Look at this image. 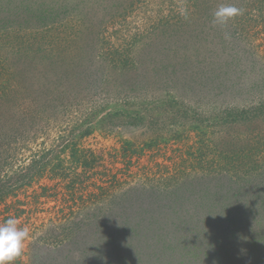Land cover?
I'll use <instances>...</instances> for the list:
<instances>
[{
	"label": "rangeland",
	"instance_id": "374dc122",
	"mask_svg": "<svg viewBox=\"0 0 264 264\" xmlns=\"http://www.w3.org/2000/svg\"><path fill=\"white\" fill-rule=\"evenodd\" d=\"M0 3V106L4 108L0 116L9 111L20 118L15 136L22 146L15 150L9 144V149L22 156L20 159L26 158L22 167L41 153L51 156L64 142L62 136L67 139L75 128L79 146L99 156L118 155L124 147L132 151L126 160L119 158L99 168L94 179L100 185L106 169L119 181L132 184L216 178L214 186L216 181L235 177L247 164L249 169L234 180L240 183L250 176L254 181L248 189L251 199L243 201L239 218L251 224L246 215L241 216L245 209L244 214L250 210L264 214L261 198L255 199L258 195L264 198V113L257 110L255 115L223 122V110L228 107L242 109L264 103V3L259 5L258 18L249 12L247 19H231L224 26L213 22V13L182 18L178 8L183 4L193 10L195 0ZM26 19L23 35H30L31 40L25 52L29 42L21 44L20 36L22 40L24 36L19 35V29L23 31ZM10 21L13 24L7 27ZM226 33L230 38H225ZM238 33L241 37L235 40ZM233 41L237 52L226 46ZM42 74L51 79L63 75L64 84L55 91V83H44ZM136 112L141 114L139 120L128 117L127 113ZM219 113L223 115L220 120ZM86 127L92 132L84 135ZM155 137H159V144L140 150ZM61 155L70 165L69 152ZM77 170L81 169L74 172ZM72 177L78 186L89 178ZM42 183L55 188L49 196L40 197L36 228L42 222L50 225L53 211L70 200L66 184L56 187L62 182L47 179ZM129 183H122L125 190ZM195 188L199 190L190 186L184 196L186 209L164 208L138 229L120 227L119 210L110 206L125 199L119 186L115 195L107 194L95 202L86 201L79 210L75 208L82 220H68L59 227L61 234L69 236L66 242L51 252L43 253L44 247L39 248L31 257L28 244L34 237L40 239L42 231L29 227L21 216L17 218L19 225L30 233L24 249L27 253L19 257L21 263L264 264V233L258 234V229L230 232L232 223L216 213L210 219L214 222L207 225L206 211L196 215L198 222L187 220L196 203L214 205L215 198L209 201L206 195L214 187ZM32 189L40 191L38 185ZM135 189L129 192L136 193ZM96 192L101 193L99 189ZM232 194L229 189L222 190L221 197L225 196L219 207L226 196L234 198ZM3 208L0 205V222ZM238 239L248 241L249 246L236 243ZM252 252L258 257H250Z\"/></svg>",
	"mask_w": 264,
	"mask_h": 264
},
{
	"label": "trees",
	"instance_id": "16d2710c",
	"mask_svg": "<svg viewBox=\"0 0 264 264\" xmlns=\"http://www.w3.org/2000/svg\"><path fill=\"white\" fill-rule=\"evenodd\" d=\"M247 3H244V0H224L222 3H218L216 0H195L194 8L193 10L191 7H189V18L193 17L194 15L200 13L203 16L208 13H214V11L220 6V5H234L240 9L243 10V14L239 15L235 18H233L232 21H243V19H247L245 16L250 12L253 13L254 16H257L261 11V6L263 5L264 1L262 0H245ZM262 1V2H261ZM3 4V3H0ZM215 4H217V8L215 9ZM261 14V13H260ZM252 15V16H253ZM214 19V18H213ZM25 25L22 31V27H20L19 35H23ZM13 23L7 22L5 25H12ZM26 34V33H24ZM24 39L22 40V37L20 36L21 44L24 42H29L24 46V51H27V48L29 47L31 37L30 35H23ZM241 33H238L237 37L234 39H240ZM230 44V43H229ZM226 44L227 47H232L234 51L236 50L237 43L236 41H233L232 44ZM22 48V46H21ZM251 48V47H250ZM241 49L239 50L240 54ZM219 52V51H218ZM52 61H55V59L52 57ZM59 74V72H58ZM58 74L55 76V79H51L48 75H43V81L46 83V80L48 83L56 85V87L53 90H58L60 86V83L64 84L65 78L63 75L58 76ZM46 75V76H45ZM221 78V77H219ZM238 85H241L240 83H236ZM63 88V87H62ZM67 91V90H66ZM66 94V93H65ZM67 97V96H66ZM64 97V99L66 98ZM67 100V99H65ZM69 103V102H67ZM1 104V103H0ZM0 106V111H1ZM4 109V108H3ZM257 110H261V112L264 113V103H262L259 107H253L251 105L245 106L242 109H238L236 107H228L227 109L223 110V115L226 114V117H224L223 122L233 121V120H240L243 118V115L250 114L255 115ZM129 118H133L132 120H139L141 117V114L139 112H136V114L131 115V113H127ZM222 114H218V119H221ZM216 119V120H218ZM20 123V118L17 115V113H11L9 111L2 112V116H0V205H3L5 210L4 215L1 217V222L6 220L9 217H15L19 218L21 216H24V222L29 227L34 229L35 231H42L41 238H35V241H32L28 244L27 252L30 253V257L32 254L37 253V250L39 248H43V253L46 251L51 252L52 250H55V246H60V244L66 242V238H69L67 235L61 234V231L59 230V227L61 224L67 222L68 220L70 222L74 221H80L82 220L83 216L79 215L78 211L80 209V205L85 204L86 201L93 202L102 199L107 194L115 195V191L119 189V186H121L122 189V183L128 181H119L117 177L114 175L115 173L110 172V170L104 169L103 172L104 175L110 176V177H104V181L102 185H100V181H95L94 176L99 173L100 167H105L109 163H112L111 161H117L119 158H122L123 160H126L130 155H132V151H129L130 149H126L125 147L118 152L117 154H114V156H111L110 154L105 155H97L92 150H86V148H83L82 146H79L78 139L76 138L78 133V129L72 128L71 135L68 134V138L66 139L65 136H62L61 141H64L61 145H58L59 147L51 153V156L44 155L41 153L40 155H37L36 159L32 157L29 161V163L26 165V167H22V165L25 163L22 156L14 155L10 149L9 144L14 145L16 148L21 147L22 145L19 144V140L17 136H15L16 127ZM21 125V124H19ZM91 127H86L84 131L85 134H90ZM82 136V135H81ZM57 144H60L59 139L56 140ZM160 143L159 137H155V139L152 141H148L142 145L140 148L141 151L151 150L153 149L157 144ZM69 152L70 158H71V164L66 165L64 163V159L62 158V153ZM136 152V150H135ZM49 156V157H48ZM68 157V158H69ZM56 160V161H55ZM56 163H54V162ZM18 165L16 169H13L14 165ZM70 166V167H69ZM211 166V165H210ZM247 164L243 165L242 167L244 169H240L238 174L236 176L242 175L243 171H247L249 169L246 168ZM24 168V169H23ZM77 168L81 170H76ZM223 170L226 168L222 166ZM246 168V169H245ZM261 168V167H260ZM251 169V168H250ZM68 170V171H67ZM77 172V173H76ZM72 176L75 177H81L84 178V176H88L89 178L82 179L83 186L75 185V183L72 182L70 179L72 176L69 174H72ZM75 173V174H74ZM261 174V173H260ZM263 175V174H262ZM70 176V177H69ZM235 177L231 178L228 181H216L214 183V186H212L213 182L216 180L211 179L205 182L198 181L195 182H175V179L166 181L165 184H158V181L156 180V183H150V185L146 183H129L127 186L128 189H124L123 193L125 194V199L121 202H111L112 209L118 208L120 219V227L129 228L130 226H136L138 229L141 226L143 221L149 220L156 212L162 211L164 208H180V209H186V197L185 194H187L190 191V186L194 187L195 190H199L198 188H195V186L198 187H214L213 191L209 194H206L208 197L207 199L209 201L214 200V205L207 203H196L195 208H193V211L189 215L188 221L190 219L197 220L198 222L199 218H197L196 215H199L203 211L207 212V225H211L215 219L210 221L211 217L215 218V213L220 215L224 214L227 221L229 223H232V227H230L228 230L233 232H239L244 228H250V230L258 229V234L264 233V214L257 212L256 210H250L247 214H244L247 209L244 210V212L241 214V216L246 215L250 220L251 224H249L248 221H243L241 218H239V213L242 211L243 201L249 200L250 196H252V193H248L249 185L250 183H253L254 181L249 177L245 178L243 181L239 183V181H234ZM73 178V177H72ZM91 178V179H90ZM52 180L57 182H62V184L56 186L61 187V185L66 184V187L68 188L69 192H66V194L69 196V202L66 204H61L60 209H56L54 212V215L52 217H49L48 223L50 225L45 226V222H42L38 225L36 228V223L34 222L35 216H38V202L41 204L40 197L49 196L54 190L55 187L49 186L47 184H43L42 180ZM259 182V181H257ZM80 183V182H79ZM132 184V185H131ZM34 185H38L40 188V191L34 192L32 187ZM190 185V186H189ZM76 187V188H75ZM77 191H75V189ZM126 188V187H125ZM135 189L136 193H131V189ZM99 189L101 193H97L96 191ZM121 189V190H122ZM203 189V188H202ZM216 189V190H215ZM224 189H229V193L232 191L234 194L232 196L234 198H226L223 200L221 206L219 207V202L221 198V191ZM29 190H31L29 192ZM61 190V189H60ZM195 190H192V192H196ZM120 191V190H119ZM51 192V193H49ZM77 192V194H76ZM117 192V191H116ZM205 193V191H204ZM244 197L243 199L239 200L238 198ZM236 198V199H235ZM261 198V206L260 208L264 212V198L260 197V195L256 196L255 199L259 200ZM66 205V206H64ZM64 206V207H63ZM74 206V207H73ZM73 207V209H70ZM75 208L77 210H75ZM218 209V211L215 212V210ZM214 212L210 215L211 211ZM261 211V212H262ZM235 215V217H233ZM138 216H140V220H138ZM150 217V218H149ZM209 217V218H208ZM87 220V217L85 218V221ZM206 221V219H205ZM0 222V223H1ZM21 222V223H22ZM256 232V231H255ZM53 235V236H52ZM247 240V239H246ZM236 243H242L249 246L248 241H245L244 243L238 240H235ZM251 244H255L253 240H249ZM53 248V249H52ZM25 250L22 254L24 256ZM26 252V253H27ZM21 256V257H22ZM250 257H258L256 252L250 253ZM22 259L18 258L16 263H21ZM24 263L26 264L27 261L24 260Z\"/></svg>",
	"mask_w": 264,
	"mask_h": 264
},
{
	"label": "clouds",
	"instance_id": "9594fccd",
	"mask_svg": "<svg viewBox=\"0 0 264 264\" xmlns=\"http://www.w3.org/2000/svg\"><path fill=\"white\" fill-rule=\"evenodd\" d=\"M178 14L184 18H189V9L186 5L178 8ZM243 10L234 5H220L213 13V22L221 26L227 25L229 20L242 15ZM225 38H230L225 34ZM30 233L26 227L19 225L17 218L9 217L0 223V264H16L22 256L26 241Z\"/></svg>",
	"mask_w": 264,
	"mask_h": 264
}]
</instances>
